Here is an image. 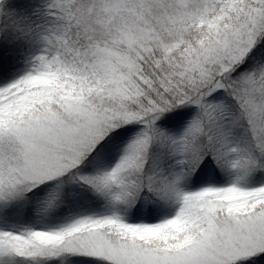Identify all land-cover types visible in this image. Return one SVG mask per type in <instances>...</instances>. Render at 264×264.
I'll return each instance as SVG.
<instances>
[{"label":"snow or ice","instance_id":"obj_1","mask_svg":"<svg viewBox=\"0 0 264 264\" xmlns=\"http://www.w3.org/2000/svg\"><path fill=\"white\" fill-rule=\"evenodd\" d=\"M0 264H264V0H0Z\"/></svg>","mask_w":264,"mask_h":264}]
</instances>
